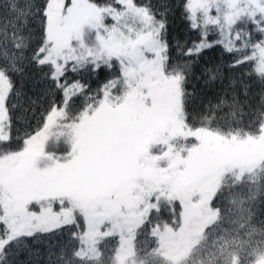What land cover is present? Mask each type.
Here are the masks:
<instances>
[{
	"label": "snow or ice",
	"instance_id": "obj_1",
	"mask_svg": "<svg viewBox=\"0 0 264 264\" xmlns=\"http://www.w3.org/2000/svg\"><path fill=\"white\" fill-rule=\"evenodd\" d=\"M250 143L264 0H0V264H220L264 228Z\"/></svg>",
	"mask_w": 264,
	"mask_h": 264
},
{
	"label": "trees",
	"instance_id": "obj_2",
	"mask_svg": "<svg viewBox=\"0 0 264 264\" xmlns=\"http://www.w3.org/2000/svg\"><path fill=\"white\" fill-rule=\"evenodd\" d=\"M173 28L177 30L183 28V25L181 24L179 19L175 20ZM206 55L209 57H214L216 55V52H209L206 53ZM242 71H247V69H243ZM239 74V72L233 73V75L236 76H239ZM259 90V83L253 82V91L259 92ZM243 111L247 113L249 110L243 109ZM230 119H232V117H230ZM235 119L237 121H240L241 117L237 115ZM255 127H258V125H254L253 129H246V131H249L253 135H255ZM261 167V163H259L258 166L253 168L252 171L245 177V179L250 182L249 187L254 193H256L257 196L256 216L258 220L264 219V217L259 216L260 194L261 191L264 190V180L261 179V177L264 176V172H262ZM252 180H255L256 183H251ZM251 229H254L255 231L251 234H245L242 238H234L232 246L228 247L226 250L228 253L226 258L221 256L217 257L220 261V264H258L264 261V236L261 235V233H264V228H262L259 223H254L251 225ZM241 239L244 246L236 247V244L241 243ZM144 241L145 238L141 236L137 242V247L142 248L147 246ZM151 247H156L155 243H152ZM203 247L204 245H200L199 247L192 246L185 254L186 259L184 260V264H210V258L213 250L208 249L207 252L201 254V249ZM151 264H169V262L167 259H165L164 256L155 255L151 258ZM211 264H215V261H211Z\"/></svg>",
	"mask_w": 264,
	"mask_h": 264
},
{
	"label": "rangeland",
	"instance_id": "obj_3",
	"mask_svg": "<svg viewBox=\"0 0 264 264\" xmlns=\"http://www.w3.org/2000/svg\"><path fill=\"white\" fill-rule=\"evenodd\" d=\"M239 158L243 163L251 166L252 169L257 167L260 161L264 158V145L250 143L241 151ZM245 171L247 172L248 169H245ZM189 249L185 251V254ZM258 264H264V261Z\"/></svg>",
	"mask_w": 264,
	"mask_h": 264
}]
</instances>
